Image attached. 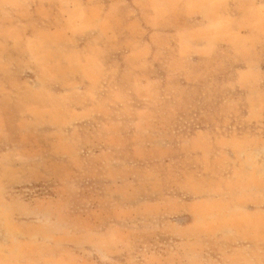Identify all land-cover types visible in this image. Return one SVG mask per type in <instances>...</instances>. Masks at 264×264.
<instances>
[{"label": "rangeland", "instance_id": "rangeland-1", "mask_svg": "<svg viewBox=\"0 0 264 264\" xmlns=\"http://www.w3.org/2000/svg\"><path fill=\"white\" fill-rule=\"evenodd\" d=\"M241 1L166 28L0 0V264H264V0ZM210 39L213 58L176 54ZM222 146L254 149L247 177Z\"/></svg>", "mask_w": 264, "mask_h": 264}, {"label": "crops", "instance_id": "crops-1", "mask_svg": "<svg viewBox=\"0 0 264 264\" xmlns=\"http://www.w3.org/2000/svg\"><path fill=\"white\" fill-rule=\"evenodd\" d=\"M141 5H137L132 0H116L115 2H111V0H103V6L105 8H110L111 4L119 3L116 8L118 9H128V10H146L148 14L147 24H159V25H167L168 27L173 26H194V27H203L206 25L212 24V20H232L237 17V11L240 9H247L249 8L241 0H140ZM242 2V3H241ZM138 19V16L136 17ZM150 20V21H149ZM226 22L225 24H227ZM229 24V23H228ZM232 24V23H231ZM181 42L183 43V39L177 37L176 43ZM214 40L210 39L209 43L207 44V48L205 44H198L195 43V46L192 44H187L186 48L184 49L182 46L176 49V54H180L181 57H188L191 58L193 56H200L201 58H213L216 55V45L213 44ZM199 57V58H200ZM263 66V65H262ZM261 66V67H262ZM249 69L248 63L244 66L243 70L247 71ZM264 69V68H263ZM225 70L228 74L235 75L238 74L242 69L235 68L230 66L229 68L225 67ZM232 83V80H230ZM232 85V84H230ZM249 108L246 109L248 111ZM249 114V113H248ZM250 115V114H249ZM247 115L245 114V117ZM210 131L206 130V133ZM217 132V131H215ZM232 132L227 133V135L231 136ZM251 136L252 134H247V131H240L234 132L233 136L234 139L241 138L243 136ZM222 137V133L219 131L215 133V137ZM263 151V150H262ZM228 153L231 154V159L233 162V167L238 171H244L245 177H247L246 170H253L254 169V160L253 158H249L250 155L254 154V149L243 148L241 149V155H243V162L245 165L242 164V161L239 160L238 154L240 153V147L235 146H222L215 148V154H217V159L220 163L222 160V154ZM235 155L237 157H235ZM183 161L187 159L186 156H180ZM247 165L248 168L245 166ZM218 167V166H217ZM232 168V167H231ZM218 180L214 177L213 181ZM233 181H243L241 177L235 178ZM247 181V180H246ZM264 181V179H263ZM245 203V210L248 209V205ZM230 206V203L229 205Z\"/></svg>", "mask_w": 264, "mask_h": 264}]
</instances>
